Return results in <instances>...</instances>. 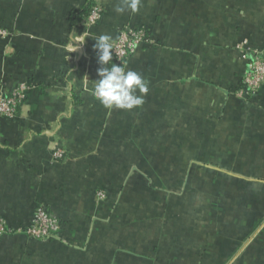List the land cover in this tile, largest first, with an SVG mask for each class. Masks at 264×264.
<instances>
[{"label":"crops","instance_id":"obj_1","mask_svg":"<svg viewBox=\"0 0 264 264\" xmlns=\"http://www.w3.org/2000/svg\"><path fill=\"white\" fill-rule=\"evenodd\" d=\"M90 1L0 0V25L11 34L0 38V93L32 84L18 118L0 117V215L24 227L44 204L64 218L60 236L4 235L0 264H264V206L244 200L264 198V91L234 93L247 66L236 45L248 38L264 47V0H141L137 12H117L122 0H92L104 13L88 27ZM139 24L154 42L127 68L149 82L145 103L106 108L92 94L94 38ZM56 145L64 159L53 156ZM166 163L257 189L234 188L229 207L184 204L176 215L159 208V197L166 205L176 194L154 186L173 178L153 167Z\"/></svg>","mask_w":264,"mask_h":264},{"label":"built area","instance_id":"obj_2","mask_svg":"<svg viewBox=\"0 0 264 264\" xmlns=\"http://www.w3.org/2000/svg\"><path fill=\"white\" fill-rule=\"evenodd\" d=\"M103 13V4L101 2L94 3L85 18L86 26L91 27L98 24ZM10 35L8 28L0 25V38H7ZM153 42L154 40L146 25L125 26L119 31L117 37L112 40L114 44L112 62H123L127 65L142 45L152 44ZM236 48L240 51L241 57L246 60L247 66L239 86L234 92L235 96L254 98L264 89V47L258 46L251 39L245 38L236 45ZM31 88L32 84L24 81L10 91L0 93V117L18 118L19 110L26 101ZM53 156L59 160L64 159L66 151L56 145L53 148ZM106 198V192L101 189L98 190L97 200L100 201ZM61 230V218L51 212L44 204H39L36 207L30 222L24 227H15L0 215V240L6 234L20 232H25L35 238L45 239L60 236Z\"/></svg>","mask_w":264,"mask_h":264},{"label":"rangeland","instance_id":"obj_3","mask_svg":"<svg viewBox=\"0 0 264 264\" xmlns=\"http://www.w3.org/2000/svg\"><path fill=\"white\" fill-rule=\"evenodd\" d=\"M193 151L194 152H192V154L195 157L198 156V153L199 154L202 153L201 152L202 150L193 149ZM148 153H151V150L149 148L146 149L144 152L145 158L146 156H149ZM145 160L148 161V159H145ZM149 166H151V164ZM141 167L144 170V167H147V166L144 165ZM153 167L156 170V172L168 173L170 175L174 173L172 179H168L167 177V178H163V180L155 181L154 186L156 187L155 190L156 189H159L161 191L166 190V191H169L170 194H173V193L176 194L175 196L176 201L170 200L166 203V205H164L163 197H159V208L161 209L165 208L166 210H168L167 207H169L170 209L177 211L176 215H182L184 213L186 214L184 204L186 205L192 204L195 207L199 208L202 204L203 206L205 205L215 206V204H218V201H221L222 203L226 202L227 204L225 203L226 204L225 206L229 207L235 200H237V196L240 195V194H235L232 192L234 188L244 189V187L247 188L249 186H252V188L257 189V187L244 183L240 180L230 181L226 179L223 182L219 179L217 180L219 172L217 173V172L207 171L204 168V166H200V165H192V166L191 165L190 166L174 165L172 166L166 163L165 165L160 164L159 166L155 165ZM231 167H232L231 171L235 169L234 171L238 172L240 169H243L244 166L234 165ZM152 171L153 170L151 169V172ZM244 171H247V170H244ZM200 174H206V175H202L201 177ZM188 175L190 177H188ZM210 191L212 192L209 194L208 192ZM219 192H224L225 196L223 198L217 197L216 195H219ZM190 194L192 196V199H190L191 198ZM191 216H195V212H192ZM165 218H166V213L162 211L159 212V220L164 221Z\"/></svg>","mask_w":264,"mask_h":264},{"label":"clouds","instance_id":"obj_4","mask_svg":"<svg viewBox=\"0 0 264 264\" xmlns=\"http://www.w3.org/2000/svg\"><path fill=\"white\" fill-rule=\"evenodd\" d=\"M141 0H122L116 7L117 12L130 9L137 12ZM97 51L98 68L97 80H94L92 94L106 108L131 110L145 103V96L149 91V82L143 75L127 68L126 64L110 63L113 59L114 44L112 37L104 34L94 38Z\"/></svg>","mask_w":264,"mask_h":264},{"label":"trees","instance_id":"obj_5","mask_svg":"<svg viewBox=\"0 0 264 264\" xmlns=\"http://www.w3.org/2000/svg\"><path fill=\"white\" fill-rule=\"evenodd\" d=\"M95 2L94 1H90L89 2V4L87 5V9H86V16L89 14V12H90V10H91V8H92V5L94 4ZM147 27V26H146ZM148 28V27H147ZM149 30V29H148ZM143 46V45H142ZM131 60V59H130ZM129 60V61H130ZM239 86V85H238ZM262 91H264V89L262 90ZM8 119V118H7ZM11 120H14V119H11ZM207 171H212V172H215V171H213L212 169H207ZM240 181H242V182H244V183H247V184H249V185H253V182H250V181H245V180H243V179H240ZM263 188V187H262ZM101 190H104L105 192H106V194H107V198L106 199H104V200H100V201H98V202H100L101 204H103L105 201H107L108 200V197H109V195H108V192L105 190V188H100ZM243 189V188H242ZM244 189H245V191H247V190H253L254 188H252V186H249V187H244ZM99 190V189H98ZM247 194V193H246ZM246 194H244V195H246ZM247 196H244V200H249L250 202L248 203L249 205H257L256 206V211H260L262 208L261 207H263L264 206V198L263 197H260V196H256V197H254V196H250V197H247ZM246 200V201H247ZM243 204V202L241 203V206H243L242 205ZM244 206H246V204L244 203ZM58 215V214H57ZM257 215H258V213H257ZM33 216V215H32ZM60 218H61V220H62V230H61V232H60V235H62V231H63V227H64V218L62 217V216H60V215H58ZM30 222V221H29ZM28 222V223H29ZM27 225V223H25L24 224V226H26ZM49 238H52V237H49Z\"/></svg>","mask_w":264,"mask_h":264}]
</instances>
